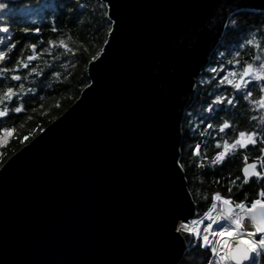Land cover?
Listing matches in <instances>:
<instances>
[{
  "label": "water",
  "instance_id": "95a60500",
  "mask_svg": "<svg viewBox=\"0 0 264 264\" xmlns=\"http://www.w3.org/2000/svg\"><path fill=\"white\" fill-rule=\"evenodd\" d=\"M102 2L90 83L0 168V264H179L191 246L183 121L231 16L264 0Z\"/></svg>",
  "mask_w": 264,
  "mask_h": 264
},
{
  "label": "trees",
  "instance_id": "16d2710c",
  "mask_svg": "<svg viewBox=\"0 0 264 264\" xmlns=\"http://www.w3.org/2000/svg\"><path fill=\"white\" fill-rule=\"evenodd\" d=\"M0 4L6 5L0 10V28L8 29L0 31V50L14 46L10 60L0 62V68L11 69L18 60L28 62L27 57H35L28 69L21 67L15 73H5V77L20 75L21 81L0 80V94L9 86L15 90L21 83L25 86L21 99H14L11 105H23V111L0 118V129H15L0 140L1 168L68 109L90 83L88 64L101 53L112 21L102 0H0ZM249 63L257 71L264 64V11L243 10L231 16L183 121L181 164L197 204L195 219L210 211L216 192L234 200L242 199L246 192L251 200L264 188V180L253 179L242 190L237 181L232 192H228L229 182L240 176L242 156L246 154L249 162L253 161L264 148V141L226 154L223 163H212L217 152L223 150L224 142L232 144L240 131L264 134V108L253 103L264 97V80H253L247 86L252 96L245 99L244 90L236 91L224 79L229 72H241ZM33 68L36 73H32ZM218 96L234 97V103H216ZM224 122L230 128L220 132ZM210 259L208 249L191 245L179 264H208Z\"/></svg>",
  "mask_w": 264,
  "mask_h": 264
},
{
  "label": "snow or ice",
  "instance_id": "6c2138e0",
  "mask_svg": "<svg viewBox=\"0 0 264 264\" xmlns=\"http://www.w3.org/2000/svg\"><path fill=\"white\" fill-rule=\"evenodd\" d=\"M4 7L6 5L0 4V10ZM0 31L7 32L8 29L0 28ZM248 44L251 45L252 41L249 40ZM13 47V45H10L7 51L0 50V62H8L10 60V53ZM32 47L34 48L35 45H32ZM64 47H67V45H64ZM34 59L35 57L29 56L27 57L28 62L18 60L16 65L11 69L7 67L0 68V80L10 79L11 81H21L22 77L20 75L14 74L10 77H5V73L10 71L15 73L21 67L28 69L29 62ZM229 63H233V61H229ZM236 63H239V60ZM259 67L260 70L257 71L253 68L252 64H246L241 72H229L228 77L224 79L236 91L244 90V98L248 99L252 96V92L247 90V86L253 80H264V64H261ZM31 71L32 73H36L37 70L33 68ZM24 88L23 83L19 84V90H15L9 86L0 94V118L8 117L10 112L19 114L23 111V105L15 107H11V105L14 99H21ZM28 91L31 92L34 90L29 89ZM234 99V97L218 96L215 102L222 104L226 100L228 104H233ZM253 103L264 108V97L259 101H253ZM228 128H230V124L224 122L220 126L219 131L224 132ZM13 131L15 129L7 127L0 129V132L3 133L0 140ZM258 141H264V134L240 131L238 137L232 144H229L227 141L224 142L223 150L217 152L212 163H223L226 154H234L237 150L247 149L249 145L255 146ZM217 147L219 148L221 145L217 143ZM242 159L243 167L240 169V176H237L235 180L229 182V193L232 192V185H235L237 181H240V189L242 190L243 186L249 184L253 179L256 181L264 180V148H260V155L252 162H249V157L246 154L242 156ZM177 167L181 168L182 165L178 162ZM217 204L221 206V212L219 214L212 216L209 212H205L204 216L200 219L179 220L175 226L176 233L181 235L186 234L199 240L201 246L207 248L210 254L216 257V260L209 261L208 264H228V262H231V264H245L246 261L251 260L253 257L259 258L264 253V188H260L255 198L251 200H249L246 192L243 193V198L239 200H234L231 196L224 197L221 193L216 192L212 195L210 211L216 209ZM205 219L210 220L211 223H208L202 231L198 227H193V225L203 224ZM221 220L227 223L219 224ZM214 224L218 225L216 229H213Z\"/></svg>",
  "mask_w": 264,
  "mask_h": 264
},
{
  "label": "bare ground",
  "instance_id": "6f19581e",
  "mask_svg": "<svg viewBox=\"0 0 264 264\" xmlns=\"http://www.w3.org/2000/svg\"><path fill=\"white\" fill-rule=\"evenodd\" d=\"M221 212V208H220V205L219 204H217V208L216 209H214V210H212V212H211V214L210 215H213V216H215V215H217V214H219ZM205 220H207V219H205ZM225 223H227L226 221H224V220H221L220 222H219V224H225ZM203 224H204V222H203ZM203 224H198V225H193V227H198V228H200L201 229V231L203 230V228L205 227V226H203ZM247 226V225H246ZM218 227V225H216V224H214L213 225V229H216ZM230 243H231V241H230ZM228 264H231L230 262H228ZM256 264H259V258H258V260H257V263Z\"/></svg>",
  "mask_w": 264,
  "mask_h": 264
},
{
  "label": "rangeland",
  "instance_id": "374dc122",
  "mask_svg": "<svg viewBox=\"0 0 264 264\" xmlns=\"http://www.w3.org/2000/svg\"><path fill=\"white\" fill-rule=\"evenodd\" d=\"M211 212H212V210L209 211V214H211ZM212 216H213V215H212ZM208 223H211V221H210V220H204V224H203V226H206ZM191 245H192L193 247H199V246L201 245V243H200L199 240L192 238V243H191ZM214 260H216V258H215ZM214 260H213V261H214ZM262 263H263V262H262ZM259 264H261V261H260V260H259ZM263 264H264V263H263Z\"/></svg>",
  "mask_w": 264,
  "mask_h": 264
},
{
  "label": "built area",
  "instance_id": "2783aa9c",
  "mask_svg": "<svg viewBox=\"0 0 264 264\" xmlns=\"http://www.w3.org/2000/svg\"><path fill=\"white\" fill-rule=\"evenodd\" d=\"M200 247L203 248V249H207V248L202 247L201 245H200ZM215 258H216L215 256L211 255L210 261H213ZM263 259H264V253H262L261 256L259 257V260L261 261V264L263 262Z\"/></svg>",
  "mask_w": 264,
  "mask_h": 264
},
{
  "label": "flooded vegetation",
  "instance_id": "af4514ba",
  "mask_svg": "<svg viewBox=\"0 0 264 264\" xmlns=\"http://www.w3.org/2000/svg\"><path fill=\"white\" fill-rule=\"evenodd\" d=\"M252 162V161H251Z\"/></svg>",
  "mask_w": 264,
  "mask_h": 264
}]
</instances>
